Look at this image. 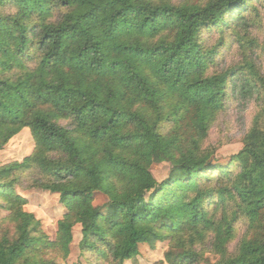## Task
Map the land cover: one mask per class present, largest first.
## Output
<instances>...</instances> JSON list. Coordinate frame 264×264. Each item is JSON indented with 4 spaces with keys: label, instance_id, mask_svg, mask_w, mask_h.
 <instances>
[{
    "label": "trees",
    "instance_id": "1",
    "mask_svg": "<svg viewBox=\"0 0 264 264\" xmlns=\"http://www.w3.org/2000/svg\"><path fill=\"white\" fill-rule=\"evenodd\" d=\"M264 0H0V264H56L73 228L85 264H264V64L251 31ZM218 35L216 44L211 39ZM241 58L227 65L228 42ZM231 44V45H232ZM254 103L244 147L206 146L218 117ZM169 163L159 183L150 169ZM18 189L57 194L51 241ZM100 193L108 202L95 206ZM246 235L237 243L239 227ZM82 264V263H77Z\"/></svg>",
    "mask_w": 264,
    "mask_h": 264
},
{
    "label": "rangeland",
    "instance_id": "2",
    "mask_svg": "<svg viewBox=\"0 0 264 264\" xmlns=\"http://www.w3.org/2000/svg\"><path fill=\"white\" fill-rule=\"evenodd\" d=\"M180 1V0H175ZM193 1V0H192ZM260 23L251 31V37L259 43L258 55L260 64H264V9H261ZM219 36L211 39V44H216ZM228 51L222 56L227 65L238 62L241 58L240 51L236 44L228 42ZM232 44V45H231ZM257 111L254 103L248 104L243 110L233 107L229 111L222 113L216 123L213 125L206 146L215 148V158L220 163H226L232 156L238 154L244 147V138L252 127L253 118ZM35 150V141L29 129H24L19 135L14 137L6 147L0 151V166L12 162H22L25 158L33 154ZM171 165L162 163L153 165L150 169L154 178L161 183L170 172ZM21 196L27 199L28 203L25 210L35 215L41 221L44 232L51 241L57 238L58 222L67 214V209L60 203V197L57 194L43 192L40 190H22L18 189ZM108 199L100 193L95 195V206H102ZM9 216L7 211H0V221ZM246 225L239 227L237 241L232 245L234 251L237 243L246 235ZM82 239V227L76 225L73 228V242L70 246V254L67 258H59L56 264H85L81 257L79 243ZM169 250V241L157 243L153 249L149 245H141L139 255L132 261L125 264H158L165 261V255ZM207 262L202 264H213L217 257L210 252L206 253ZM107 264V263H104Z\"/></svg>",
    "mask_w": 264,
    "mask_h": 264
}]
</instances>
